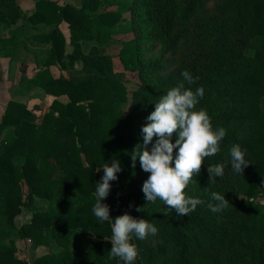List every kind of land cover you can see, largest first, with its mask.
<instances>
[{
  "label": "trees",
  "instance_id": "1",
  "mask_svg": "<svg viewBox=\"0 0 264 264\" xmlns=\"http://www.w3.org/2000/svg\"><path fill=\"white\" fill-rule=\"evenodd\" d=\"M99 2L83 0L78 10L38 0L35 13L26 18L33 25L65 21L75 41L102 39L107 31L133 34L119 56L126 71L138 73L130 109L122 111L129 90L105 56L86 61L83 77L55 78L49 69L37 73L34 84L57 98L40 123L25 104H7L5 121L13 131L0 147V264H30L16 254L14 242L32 239L44 245L47 229L61 250L46 252L33 264H123L109 258L111 222H99L92 212L100 169L115 159L123 170L102 203L110 206L113 219L127 213L158 228L146 239L133 237L134 264H264V203L259 200L264 194V0H124L116 11L86 12ZM23 17L16 0H0V28ZM53 38L47 66L64 56L58 29ZM1 42L11 55L16 40ZM185 70L198 78L193 90L204 88L197 110L206 109L213 126L227 134L220 152L205 158L185 190L205 203L179 216L159 199L146 201L142 188L150 173L139 158L133 167L131 154L143 144L142 128L156 102L183 81ZM63 96L68 105L58 100ZM235 143L247 150L250 164L243 173L231 168L229 148ZM17 157L24 161L15 162ZM218 163L225 164V174L211 183L207 168ZM211 192L230 202L223 212L207 207ZM35 196L52 200L55 208L36 212L18 227L15 219L33 207ZM76 233L88 245L72 249Z\"/></svg>",
  "mask_w": 264,
  "mask_h": 264
},
{
  "label": "clouds",
  "instance_id": "2",
  "mask_svg": "<svg viewBox=\"0 0 264 264\" xmlns=\"http://www.w3.org/2000/svg\"><path fill=\"white\" fill-rule=\"evenodd\" d=\"M181 75L183 81L156 102L155 111L147 117L149 123L142 128L143 144L138 145L131 155L133 167L139 158L142 169L150 173L142 188L146 201L155 203L159 199L179 216H189L205 201L188 196L185 190L194 176L201 173L205 158L220 152L227 130L214 127L206 109L197 110L204 96V88L193 90L190 85L198 78H194L188 70ZM174 134L177 137L175 143L172 142ZM246 151L239 143L230 146V164L235 173H243L249 166ZM102 168L104 175L102 182H97L92 212L99 222H111L112 248L108 252L109 258H119L123 264H134L138 248L132 242L133 237L146 239L149 235H156L158 228L148 219H137L127 213L115 219L111 217L110 206L102 201L111 192V182L118 180V173L123 169L117 159L110 164L105 163ZM207 171L210 174L209 182L215 183L217 177L225 174V164L209 165ZM229 203L224 194L211 192L207 207L216 214L223 212ZM136 210L141 211L140 208Z\"/></svg>",
  "mask_w": 264,
  "mask_h": 264
},
{
  "label": "rangeland",
  "instance_id": "3",
  "mask_svg": "<svg viewBox=\"0 0 264 264\" xmlns=\"http://www.w3.org/2000/svg\"><path fill=\"white\" fill-rule=\"evenodd\" d=\"M38 0H16L17 4L24 12L25 17L21 18L11 27L0 28V38L2 40L15 39L11 55H7V50L0 43V147L5 145L8 133L13 131L12 126L6 125L5 109L11 100H16L25 104L41 122L42 117L49 111L53 102L57 99L46 93L45 89L37 86L33 78L40 70L49 69L52 76H84V63L86 61L99 58L101 56L110 57L113 61L114 71L127 89L128 94L122 99V111L128 113L131 105L132 91L139 85L138 73L125 70L119 56L123 50V44L134 38L133 34L113 31L104 33L102 39L73 40V33L67 22L55 25L39 24L33 25L27 18L36 11ZM60 6L71 5L75 9L83 8V0H51ZM124 0H100L96 8L86 9V12L99 14L103 11H116L121 9ZM32 6V10H31ZM34 7V9H33ZM34 10V11H33ZM33 12V13H31ZM127 17L128 13H124ZM27 17V18H26ZM58 29L64 37V56L57 59L56 63L47 66L46 62L51 56V48L54 44L53 32ZM98 31H94L95 37ZM62 103L69 104V98L63 96L58 98ZM71 112V108L69 107ZM24 158L17 157L15 162H23ZM101 179L104 175L100 169ZM261 201L263 199H259ZM264 202V201H263ZM51 204V205H50ZM54 207L52 200H47L35 196L33 207L24 208L22 214L15 219L18 227L28 224L33 220L34 214L44 213ZM72 249L75 246H85L86 239L80 233L73 234ZM47 242L44 245H37L32 239H23L14 242L16 254L28 260L30 264L47 253H56L61 250L51 234L50 229L46 230Z\"/></svg>",
  "mask_w": 264,
  "mask_h": 264
},
{
  "label": "built area",
  "instance_id": "4",
  "mask_svg": "<svg viewBox=\"0 0 264 264\" xmlns=\"http://www.w3.org/2000/svg\"><path fill=\"white\" fill-rule=\"evenodd\" d=\"M263 188H264V185H263ZM263 198H264V194H263V196L261 197V199H263ZM263 201H264V200H263ZM263 201H262V202H263ZM263 203H264V202H263Z\"/></svg>",
  "mask_w": 264,
  "mask_h": 264
},
{
  "label": "crops",
  "instance_id": "5",
  "mask_svg": "<svg viewBox=\"0 0 264 264\" xmlns=\"http://www.w3.org/2000/svg\"><path fill=\"white\" fill-rule=\"evenodd\" d=\"M33 9H34V7H33ZM31 10H32V6H31ZM34 11V10H33ZM31 13H33V12H31Z\"/></svg>",
  "mask_w": 264,
  "mask_h": 264
}]
</instances>
